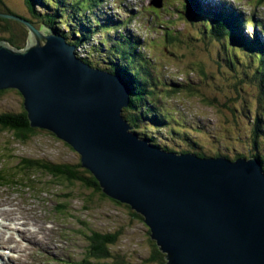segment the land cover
<instances>
[{
	"label": "rangeland",
	"instance_id": "obj_1",
	"mask_svg": "<svg viewBox=\"0 0 264 264\" xmlns=\"http://www.w3.org/2000/svg\"><path fill=\"white\" fill-rule=\"evenodd\" d=\"M24 1L2 0L1 7L32 21L37 29L46 25L51 31L58 33L50 25L43 24L41 19L32 16ZM99 1L93 8L94 12L84 13L90 14L87 16L88 23L84 22L86 20L82 14L86 10L84 1L79 3L81 10L70 7L67 1L64 2L62 13L67 20L65 24L69 28L76 24L82 26L81 21L84 20L82 27L88 28L86 34L91 35L85 37L78 46L74 44L77 55L89 56L99 65L123 63L116 54L119 50H114V55L110 53L115 41L120 43L117 46L125 45L124 43L129 41H138L140 47L137 53L145 55L144 58L150 61L149 69L153 78L158 76L163 82V88L155 90L159 95L157 104L165 107L180 121V124L174 122L198 142L196 149L210 156L219 154L232 159L240 154L248 157L250 139L246 133H249L250 125L244 111L247 109L246 115L250 116L254 114V110L257 111L255 90L249 82H244V86L238 91L233 87L237 73L226 66L227 50H221L220 40L215 39L211 33L202 32L200 25L186 16L184 8L189 5L190 0H161V8L157 10L154 0ZM195 1L204 13L205 22L209 20L208 16L214 17L212 14L221 16L223 10L234 9L244 22L240 27L241 33L249 38L256 36L264 43V0ZM38 9L45 13L41 5ZM102 24L117 28L107 32L102 28ZM58 26L60 30L65 27L59 24ZM11 27L14 31L19 28L13 23ZM118 28L121 30H117ZM7 36L8 32L0 27V37ZM102 42L106 44L102 45ZM89 51L93 55H90ZM198 63L202 65L201 71L197 67ZM21 110L22 97L15 89H7L0 95V113H17ZM153 135L157 137L154 140L163 145L188 147L184 142L176 140L179 135L171 137L173 134L168 133L167 128L159 129ZM258 151L264 157V134L259 136ZM0 154L4 157L0 161L1 167H9L10 173L14 172L13 167L20 157H40L71 164L79 160L76 151L45 129H39L36 135L24 144L12 140L8 133H1ZM16 175L19 176L17 173ZM20 179L23 177H19L16 182L31 183L27 182V179ZM35 181L31 183L34 187L32 190L7 184L0 186V209L7 207L11 211L14 210V215L24 219V222H20L25 225L27 221L34 230H19L20 226L17 225L15 235L8 233L5 227L11 228L12 224L7 225L9 221L0 216V225L3 226L0 227V264H15L16 261L18 264H28V260L30 264L35 260L43 261L44 264H80L84 252L90 246L89 232L118 229L122 232L112 251L115 258L124 261L122 264H161L159 261L147 260L151 251L148 228L142 220L132 217L124 205L117 204L109 197H99V194L90 202L83 195L82 186L78 182L70 187L66 181H63V186H53V182L38 177ZM64 187L72 190L70 194L64 195V191L60 192ZM6 201L16 204L5 203ZM57 202L60 208L55 213ZM12 227H15V224ZM8 237L15 242H8ZM55 240L61 241L59 247ZM24 243L27 248H22L20 257V247ZM45 243L55 252L40 247ZM32 245H39L40 250H32L31 253H36L37 256L29 258L27 253L33 249ZM102 264L116 263L107 259L102 261Z\"/></svg>",
	"mask_w": 264,
	"mask_h": 264
},
{
	"label": "water",
	"instance_id": "obj_2",
	"mask_svg": "<svg viewBox=\"0 0 264 264\" xmlns=\"http://www.w3.org/2000/svg\"><path fill=\"white\" fill-rule=\"evenodd\" d=\"M0 17L27 29L22 48L0 39V90L16 89L29 125L68 144L105 195L142 217L165 264H264V171L256 158L153 145L122 113L131 93L120 76L83 61L46 25Z\"/></svg>",
	"mask_w": 264,
	"mask_h": 264
},
{
	"label": "trees",
	"instance_id": "obj_3",
	"mask_svg": "<svg viewBox=\"0 0 264 264\" xmlns=\"http://www.w3.org/2000/svg\"><path fill=\"white\" fill-rule=\"evenodd\" d=\"M65 1L70 4V7H76L78 10H81L79 3L84 1L86 10L83 11V15L85 12H94V6L100 2L99 0H25L24 2H26V5L29 7L32 16L34 15V17L41 19L43 24L50 25L56 32L64 35L70 43L78 46L82 40L86 39L85 37H90L91 35L86 34V29L89 31L88 28L82 27L84 25V20L81 21L82 26L76 24L72 28H69L65 24L67 20L64 19L62 13V9L65 7ZM1 4L2 0H0V13L15 14L22 17L20 14L12 12L10 9L2 8ZM40 5L45 13L39 11L38 7ZM47 10H49V12ZM184 11L191 21H195L200 25L199 28L202 32L211 33L215 39L222 42L221 50H227L226 66L237 73L234 77L237 78V80L233 82V87L238 91L244 86V82H249L248 84L255 90L257 111L254 110V114L251 116L246 115L247 109L244 111L250 125V131L246 133V136L250 139V154L248 157L256 158L264 171V157L261 156L258 151L259 136L264 134V43L256 38V36L249 38L241 33L240 27L244 25V22L240 20L239 13L233 9L223 10L221 16L214 15L211 12V16L214 17L211 18L208 16L207 18L209 20L207 22H205L204 13L201 11L200 5L195 0H190L189 5L187 4L185 6ZM73 16L76 17L75 12H73ZM87 16L89 15L83 16L86 20L84 21L85 23H88ZM95 22L98 26V20ZM11 23L18 25L19 28L17 31L12 29ZM31 23L33 22L31 21ZM58 24L65 27L60 30ZM0 27L2 30L8 32L7 37H0V39H6L8 43L15 48H22L25 45L27 29L20 21L0 17ZM102 28L109 32L112 28L117 27L102 24ZM80 30H83V33H78ZM117 30L121 29L118 28ZM90 31H92V33L94 32V30ZM74 33L77 35H74ZM115 42L110 53L113 54L114 50H119V53L117 52L116 54H118V57L121 58L123 63L116 64L112 62L111 65H99L97 61H94L89 56L80 58L92 67L95 66V68L103 69L120 76L123 82L130 88V103L123 109L122 113L131 125L132 130L138 134L139 137L147 139L150 143L163 150L176 151L179 153L189 152L200 157H210V155H206L203 151H198L196 149L198 142L188 136L187 133L184 132L185 129L182 130L180 125L175 124V122L180 124V121L175 119L165 107H161L157 104L159 95L156 94L155 90L163 88V82L158 76L153 78L149 69L150 61L144 58L145 55L137 53L140 43H138V41H129L124 43L125 45L117 46L120 43L118 41ZM101 44L105 45L106 43L102 42ZM89 53L93 55L91 51H89ZM115 57L118 59L117 56ZM197 67L201 71L202 65H200V63H198ZM5 90H0V95L4 93ZM163 128H167V132L173 134L171 137H175V134L179 135L180 137H177L176 140L184 142L188 147H169L166 144L163 145L158 143L157 140H154L157 137L153 134H156L157 130ZM38 130L39 128L29 125L23 105L22 110L17 113H0V134L8 133L12 140L16 142L22 144L27 143L30 138L36 135ZM212 156H219V154ZM221 156L231 159L226 155ZM238 157H243V155L237 154V156L231 160ZM0 158V161L4 159L2 154H0ZM17 160V164L13 167V173L8 172L9 167H1L0 164V186L7 184L9 186H17L22 189L32 190L34 187L31 183L33 184L38 177L53 182V186H63V181H66L68 186L72 187L73 183L78 182V184L82 186L83 195L90 202L97 194H99V197H108L102 192L98 181L90 171L81 166L80 159L75 164L63 161H51L40 157H20ZM16 173L19 176H17ZM19 177H23V179H27V182L29 181L31 183L21 184L16 182ZM37 183L41 182L37 181ZM63 191L66 193L64 195H68L72 190L69 187H64L60 192ZM112 200L119 205H124L129 210L132 217L142 220V217L133 211L127 204L120 203L114 199ZM58 208H60V204L57 202L54 208L55 213ZM121 232L120 229L105 232H89L88 239L90 246L84 252L80 264H102V261L107 259H109L111 263H114V261L116 264L124 263L123 260L115 258L112 251V247L117 242ZM150 244L151 251L147 260L150 262L159 261L161 264H165L163 253L158 250L154 241L150 240Z\"/></svg>",
	"mask_w": 264,
	"mask_h": 264
},
{
	"label": "bare ground",
	"instance_id": "obj_4",
	"mask_svg": "<svg viewBox=\"0 0 264 264\" xmlns=\"http://www.w3.org/2000/svg\"><path fill=\"white\" fill-rule=\"evenodd\" d=\"M164 2V1H163ZM220 2H221V0H220ZM223 3V2H222ZM152 6V5H151ZM222 6V5H221ZM161 8V7H160ZM156 10H157V8H156ZM209 12V11H208ZM211 13V12H210ZM90 15V14H89ZM157 19V18H156ZM132 20V19H131ZM153 21V20H152ZM93 23V22H92ZM91 27V26H90ZM85 28V27H84ZM64 36V35H63ZM68 42V41H67ZM82 50V49H81ZM78 51V50H77ZM90 63V62H89ZM97 66V65H96ZM95 67V66H94ZM5 203H9V204H12V205H14V204H16L15 202H5ZM8 205V204H7ZM6 209H0V216H2V218L4 219H8V220H10L11 222H12V225L13 224H15V227H12V225L10 226L11 228H7V227H5L7 230H14V232H16L17 231V229H16V226L17 225H19L20 226V228H19V230H23V231H34L33 230V227H30L31 225H29V223L26 221L25 222V225L23 224V222H24V219H22V218H20V217H18L17 215H14V213H16L14 210H12L11 211V209L9 210V209H7V207H5ZM3 212H9V214H7V215H4V213ZM26 220V219H25ZM20 221H23L22 223L20 222ZM6 223V222H5ZM21 226H24L23 228L21 227ZM0 227H3V226H1L0 225ZM14 228V229H13ZM16 230V231H15ZM9 233H12V234H14L13 232H9ZM24 235V234H23ZM2 239V237L0 236V240ZM8 240H10V241H8V242H15V240H13L11 237H8L7 238ZM22 241V240H21ZM5 242V241H4ZM8 244V243H7ZM19 246V245H18ZM39 245H32V247H33V249H35V248H38L39 249V247H38ZM20 247V246H19ZM23 247H25V248H27L26 247V244L24 243L20 248H21V255H19L20 257L22 256V248ZM40 247H45L46 249H49V251H51V252H55L54 250H51L50 249V247L45 243L44 245H42V246H40ZM17 251V250H16ZM24 251V250H23ZM12 252V251H11ZM18 253V252H17ZM19 257V258H20ZM77 261V260H76ZM81 263V262H80ZM16 264H18L17 262H16Z\"/></svg>",
	"mask_w": 264,
	"mask_h": 264
}]
</instances>
